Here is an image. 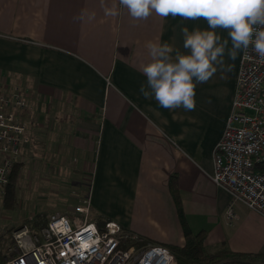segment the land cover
Here are the masks:
<instances>
[{
  "label": "crops",
  "instance_id": "1",
  "mask_svg": "<svg viewBox=\"0 0 264 264\" xmlns=\"http://www.w3.org/2000/svg\"><path fill=\"white\" fill-rule=\"evenodd\" d=\"M105 6L119 7L118 0H0V79L33 91L32 99L66 102L78 115L73 144L93 155L88 198L95 216L154 242L183 245L176 188L189 229L206 231L207 249L264 253V218L235 203L228 220L231 194L210 178L240 55L226 58L230 72L197 85L194 111L166 110L139 91L145 45L159 40L183 50L181 28L205 22L155 13L134 20L122 8L106 16ZM79 13L85 19L73 22Z\"/></svg>",
  "mask_w": 264,
  "mask_h": 264
},
{
  "label": "built area",
  "instance_id": "2",
  "mask_svg": "<svg viewBox=\"0 0 264 264\" xmlns=\"http://www.w3.org/2000/svg\"><path fill=\"white\" fill-rule=\"evenodd\" d=\"M23 93L18 86L8 87L0 79V189L7 185L22 148L30 142L22 117L30 103ZM262 162L264 63L254 54H241L230 112L213 147L210 176L231 194L232 201L226 209L228 220L235 216V203L264 218V171L259 168ZM31 221L29 217L11 231L7 241L0 242L1 264H176L166 245L144 240L113 220L99 228L89 198L74 206L70 215H47L45 225L37 231L32 229Z\"/></svg>",
  "mask_w": 264,
  "mask_h": 264
},
{
  "label": "clouds",
  "instance_id": "3",
  "mask_svg": "<svg viewBox=\"0 0 264 264\" xmlns=\"http://www.w3.org/2000/svg\"><path fill=\"white\" fill-rule=\"evenodd\" d=\"M118 6H105V15L116 16L122 8L134 20L155 13L165 19H202L206 24L181 28L183 50L159 40L145 45L139 71L146 81L139 91L166 110L194 111L197 85L234 67L226 58L235 61L241 54H254L264 63V0H118ZM72 19L80 22L85 16L79 13ZM87 19H94V13Z\"/></svg>",
  "mask_w": 264,
  "mask_h": 264
},
{
  "label": "rangeland",
  "instance_id": "4",
  "mask_svg": "<svg viewBox=\"0 0 264 264\" xmlns=\"http://www.w3.org/2000/svg\"><path fill=\"white\" fill-rule=\"evenodd\" d=\"M2 80L10 86L7 80ZM20 89L26 102L30 103V109L22 113L30 142L22 148L16 162L22 166L12 208L3 207L7 185L0 189V242L7 241L14 228L36 214L45 217L53 212L70 215L74 206L88 198L91 185L89 165L93 155L80 153L73 144L75 130L77 135L80 134L78 115L66 102L61 104L58 99L48 100L34 95L32 99L33 91ZM167 244L178 246L173 242Z\"/></svg>",
  "mask_w": 264,
  "mask_h": 264
},
{
  "label": "trees",
  "instance_id": "5",
  "mask_svg": "<svg viewBox=\"0 0 264 264\" xmlns=\"http://www.w3.org/2000/svg\"><path fill=\"white\" fill-rule=\"evenodd\" d=\"M22 164L16 163L10 172L7 186L3 196V207L12 208L16 202L17 176ZM264 171V162L259 165ZM172 195L175 200L178 218L184 235L183 245H166L174 255L176 264H264V253L237 252L226 248L224 245L217 246L214 251L207 249L206 231L193 232L189 229L185 216L182 212L176 188H172ZM109 219L104 216H96V223L99 228ZM46 223V217L36 214L32 217L31 227L37 231ZM10 232V231H9ZM2 254L0 252V264Z\"/></svg>",
  "mask_w": 264,
  "mask_h": 264
}]
</instances>
